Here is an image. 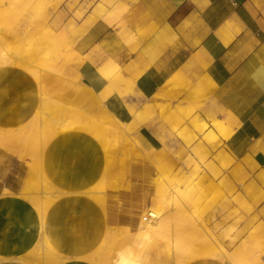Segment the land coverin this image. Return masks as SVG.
Segmentation results:
<instances>
[{
  "label": "crops",
  "instance_id": "obj_1",
  "mask_svg": "<svg viewBox=\"0 0 264 264\" xmlns=\"http://www.w3.org/2000/svg\"><path fill=\"white\" fill-rule=\"evenodd\" d=\"M126 2L122 25L107 28L111 23L101 18L94 31L104 34L98 42L108 44L102 46L134 84L133 95L112 88L98 70L104 60L87 61L79 83L87 91L85 108L131 123L125 105L168 98L181 84L186 86L177 108L196 110L169 139L156 123L132 135H115L120 128L110 124L115 129L106 132L112 138L105 142L102 172L118 176L125 201L145 210L155 193L156 165L179 172L174 151H181L214 185L203 224L233 250L254 229H264V0ZM93 95L103 99L102 107L91 104ZM26 170L11 153L0 158V195L2 189L13 192L0 198V204L11 200L7 211L20 209L15 196Z\"/></svg>",
  "mask_w": 264,
  "mask_h": 264
},
{
  "label": "rangeland",
  "instance_id": "obj_2",
  "mask_svg": "<svg viewBox=\"0 0 264 264\" xmlns=\"http://www.w3.org/2000/svg\"><path fill=\"white\" fill-rule=\"evenodd\" d=\"M119 1L123 11L116 21L123 24L122 18L129 6L126 0ZM106 2L0 0V33L4 31L0 35V126L3 117L8 115L7 111L15 107L30 117L37 107L42 113L50 112L51 109L46 108L43 102L56 98L68 105V110H73V113L85 107L87 91L79 85L83 64L90 61L97 65L101 60L113 59L104 49L108 44L98 42L104 34L94 31L103 18L99 8H106ZM21 20H25V25L16 24ZM15 24L18 28L11 29ZM111 25L108 24L107 28L113 27ZM33 45H38L39 50H35ZM26 49L31 51L30 54L25 52ZM19 54H27L24 66L11 65ZM37 56L49 61L34 63ZM50 57L58 58L50 61ZM98 70L120 95H133L134 84L125 75L115 72L105 63ZM185 86L180 84V89L159 101L147 99L141 104L125 105L131 123L121 122L116 114L105 111L108 119L106 128H111L110 123L115 126L118 122L129 128L123 134L132 135L140 126L150 127L156 123L166 138H171L182 120L196 110L193 107L177 108ZM203 93L201 90L194 96L199 97ZM62 115V111H57L53 118L62 121ZM34 119L42 122L40 115ZM75 120L73 129L76 131L78 123ZM19 125L20 121H17L3 127L16 129ZM121 133L117 131L114 134ZM77 135L73 143L76 150H81L94 133L88 131L85 134L89 139ZM6 153L0 149V158ZM104 153L105 144L99 147L98 155L91 154L84 163L73 157V176L68 169L61 174L62 180L48 173L43 187L30 192L31 198L29 195L27 198L21 194L15 196L21 200L19 210H0V264H251V257H257L264 263L262 227L254 229L233 250H227L205 227L202 217L216 196L207 198L213 187L207 189L204 185L192 183L187 189L181 184L183 177L191 182L189 174L198 165L181 151H174V156L181 162L179 172L175 173L163 164L156 165L155 193L147 209L136 210L125 204V197L121 199L125 190L120 182L99 203L87 199L85 194L89 188L76 190L73 181L89 176L100 184L106 176L102 172ZM198 173L203 175L201 178L205 183L210 181L201 168ZM198 179L194 174L192 182ZM40 188L48 193L38 200ZM4 192L0 198L6 195ZM171 196L174 201L168 200ZM148 214L153 217L154 225L144 236L135 237L133 224ZM141 239L147 240L140 242ZM22 257L27 258V262Z\"/></svg>",
  "mask_w": 264,
  "mask_h": 264
},
{
  "label": "bare ground",
  "instance_id": "obj_3",
  "mask_svg": "<svg viewBox=\"0 0 264 264\" xmlns=\"http://www.w3.org/2000/svg\"><path fill=\"white\" fill-rule=\"evenodd\" d=\"M106 1H107L106 2L107 7L99 8L101 10V16H103V18L111 24L122 25L121 23H117L116 21L121 16V11H123L120 1L119 0H106ZM23 18L25 19V17ZM23 22H25V20L17 21L16 24L18 25V23H20V25L21 24L25 25V23ZM16 24L15 26L12 25L13 27L11 29L18 28ZM10 25L11 23L9 24V26ZM23 25L21 27H24ZM2 33H4V31L1 32L0 35ZM10 33L13 34V32H10ZM36 44H38V42ZM37 46H35L36 47L35 50H39ZM27 50L28 49H26L25 52L30 54L31 51L29 52V50L28 51ZM259 50L261 51V54L264 57V46L262 49L259 48ZM25 55L24 54L17 55L14 58L11 65L24 66V63L26 62ZM42 58L44 57L37 56L36 60L34 59L33 61L34 63L36 62L38 64L39 63L44 64L47 62V60L49 61L48 58H44V59ZM56 58L58 57H54V58L50 57V61L52 59L56 60ZM50 63L53 64V62H50ZM50 63H48V65ZM104 63L108 67H110V69L112 68L115 72L118 71L119 74L124 75L123 72L121 71V68L114 61V59L108 58L106 61H104ZM82 89H85V88H83L82 86ZM91 100H92L91 103L95 107L96 106L101 107V104L103 103V99H100V98L97 99V96L95 95L91 97ZM43 105L46 108H50L51 109L50 112L46 114L42 113L37 107L35 108V110L37 111H35V113H32L31 117L29 116V114H24L23 111L17 107L13 108L12 110H8L7 111L8 115L3 117L2 119L3 123L0 126V149L2 151L11 153L12 155L16 156L27 167L25 176L22 180V184L20 187V192H19V194L23 195L24 197L26 196L25 198H27L28 195L30 197V194L32 193V191L33 190L35 191V189L39 188V186L43 187L42 184L44 183L45 180H47L46 178L48 177V173H52L57 180H62L61 174L64 173L65 169H68V172L71 173L73 176V157H76L78 162L84 163L91 154H93L94 156L98 155L99 147L104 145L105 142L109 140L110 138V135L109 134L107 135L106 133L107 128H106L105 122L108 119L105 118L106 117V115H104L105 112L93 115L90 112H87L88 111L87 108L82 106L81 107L82 109L77 110L78 111L77 113H73V110L71 109L68 110V108H70L68 107V105L62 103V101H59L57 98L51 99L49 101H45L43 102ZM57 111H62L63 113L62 121L60 118H59L60 119L59 121L53 118V113H57ZM37 115H40L42 122H39V119H34V117ZM78 117H81V119H78ZM32 119H34L35 121L33 122ZM73 119L74 120L77 119L75 120L78 123L76 131L73 129ZM17 121L18 122L20 121V125L16 129H6L3 127V126H9L12 123L17 122ZM117 124L118 125H115V126L120 128L119 132H122V133L128 132L129 128H127L126 126H123L122 124L118 122ZM88 131H92L94 135L92 136L90 140L85 141V144L82 146L81 150H76L73 142L78 138L77 134L82 135L83 138L85 139H89L90 137H86L85 135ZM194 168L196 169L192 170L193 173L189 174L190 175L189 179L191 182H188V180L185 177L180 179L181 184H184L185 188L187 189L190 188L192 186V183L193 184L199 183L201 184V186L204 185L205 187H207V189L209 187L214 186L211 181L205 183V180L201 178L203 175H199L198 173V171L200 170L199 165H196ZM194 174L198 176L199 179L197 181L192 182V178L194 177ZM118 182H119L118 176H113L111 178H108L107 176H105L101 180L100 184L98 181H95L92 177L84 176V177H81V179H79L78 181L76 180L73 181V188L76 190L77 189L81 190L83 188L84 189L89 188L88 189L89 191H87L86 192L87 194L85 195L87 199L95 200L93 201V203L97 204L100 202L101 199H104L105 197L109 195V190L113 186H115ZM84 189L83 191H85ZM41 190L42 189L40 188V191ZM94 191L97 194H95ZM5 192H6V195L9 197L11 194H13V192L10 191L9 189H6ZM46 193L48 192H46L43 189V191H41V195L39 193L40 197H38V200L43 199L44 194ZM123 198H124V195L121 196V199ZM5 199H7V197ZM5 199L1 201L0 210H2L5 207V205H6L5 210L9 208V204L11 203V200L8 203H6ZM34 200L36 201L37 198ZM168 200L174 201V197L171 196ZM13 202H16V204H19L21 200H19V203L16 200H14ZM126 203L127 202L125 201V204ZM150 211H153V209L150 208ZM152 220H153V217L150 216L149 214L143 216L142 219L139 218L138 220H136L132 226V234L135 237L144 236L149 231V228L154 225V223H152ZM146 240L147 239H141L140 242H143ZM22 258L20 259L22 260ZM23 260H26L27 262L28 259L23 258ZM250 263L251 264H264V263H261L259 259H257V257H251Z\"/></svg>",
  "mask_w": 264,
  "mask_h": 264
}]
</instances>
